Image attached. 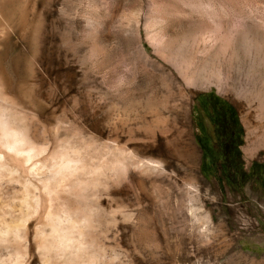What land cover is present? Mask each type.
Returning a JSON list of instances; mask_svg holds the SVG:
<instances>
[{
  "label": "rangeland",
  "instance_id": "obj_1",
  "mask_svg": "<svg viewBox=\"0 0 264 264\" xmlns=\"http://www.w3.org/2000/svg\"><path fill=\"white\" fill-rule=\"evenodd\" d=\"M261 98L264 0H0V113L30 138L0 146V264H68L41 245L67 200L78 264H264Z\"/></svg>",
  "mask_w": 264,
  "mask_h": 264
},
{
  "label": "bare ground",
  "instance_id": "obj_2",
  "mask_svg": "<svg viewBox=\"0 0 264 264\" xmlns=\"http://www.w3.org/2000/svg\"><path fill=\"white\" fill-rule=\"evenodd\" d=\"M254 37V36H253ZM247 39V38H246ZM250 41V40H249ZM262 44V43H261ZM263 46V45H262ZM261 46V47H262ZM261 103L262 106L264 108V98H261ZM2 112V111H1ZM3 113V112H2ZM0 113V146L2 147V145L8 146L11 149L15 148L14 150L18 149L20 151L21 145L24 146V144H27L29 141V136L27 133V130L24 129V127H19V125H16L15 123H13L9 118H7L4 113L2 114ZM14 118V117H13ZM15 122V120H14ZM29 132V131H28ZM33 146V145H32ZM5 148V147H3ZM27 148V147H26ZM7 150V149H6ZM24 151V148L21 149V151ZM8 151V150H7ZM17 151V150H16ZM22 151V152H23ZM36 151V149H35ZM18 154V152H16ZM21 153V152H20ZM19 153V154H20ZM31 154V153H30ZM30 156V155H29ZM23 158V157H22ZM26 158V157H25ZM6 159L7 163L10 164L11 166L17 167L18 165L22 166V162H20L21 160L17 159V160H13L9 157L4 158ZM16 159V158H15ZM16 161V162H15ZM25 161V160H24ZM31 161V160H30ZM4 163V161H2ZM108 162V161H107ZM21 163V164H20ZM6 165V164H5ZM63 165V168H67V167H74L76 170H78V166H72V161L71 159H64L61 161L60 166ZM7 166V165H6ZM18 166V167H19ZM57 166V165H56ZM55 167V165H54ZM58 167V166H57ZM53 168V167H52ZM60 168V167H59ZM8 169V168H7ZM19 169V168H18ZM54 169V168H53ZM56 169V168H55ZM61 169V170H60ZM59 171L60 173L62 172V168H60ZM16 170V169H15ZM42 170V169H41ZM52 171V170H51ZM57 171V170H55ZM56 172V173H59ZM66 171V170H65ZM68 171H70V169H68ZM16 172V171H14ZM71 172V171H70ZM67 173V171H66ZM35 175V174H34ZM59 175V174H58ZM68 176V175H67ZM9 178V177H8ZM53 182V181H52ZM80 185L83 186L85 184V181L83 179L79 180ZM78 183V182H77ZM51 185V184H50ZM84 188V187H83ZM69 190V188H68ZM67 190V191H68ZM81 190V189H80ZM79 190V191H80ZM83 190V189H82ZM74 194V193H73ZM67 200V199H66ZM86 206L83 207L81 204H76L74 202H71L70 200H67V202H65V205H63V207H61L57 212H56V220L57 222L54 224L53 229H52V234L50 235L49 240H45V242H43L41 245L43 247V249H45L46 253L49 254V252H52L51 255H53V252L56 254H61L68 250H72L73 255L75 254V256L70 257L69 259V263L72 264V262H75V264L77 262V259H79V253L81 252L82 246L80 244L79 241L75 240V236L73 235V231L75 230V224L81 220V221H85L87 219V214H86ZM54 213V212H53ZM52 213V214H53ZM71 223L69 225H67L68 223ZM79 223V222H78ZM83 225V224H82ZM7 227V226H6ZM77 227V226H76ZM8 228V227H7ZM4 230V229H3ZM10 229H8L7 231H2L0 230V232L2 231V233H7L9 232ZM16 233V232H15ZM2 234V235H3ZM14 234V233H13ZM83 242V241H82ZM84 244V243H83ZM82 244V245H83ZM66 254H69L68 252H66ZM19 256V255H18ZM48 256V255H47ZM60 256V255H59ZM23 260V259H22ZM7 261V260H6ZM4 261L3 264H23V261H21L19 258H17L16 260L14 259L11 260L9 259L7 262ZM82 261V260H81ZM86 262V260H85ZM83 264H86V263ZM48 263V262H47ZM68 263V264H69ZM88 263V262H87ZM53 264V263H51ZM56 264V263H54ZM74 264V263H73Z\"/></svg>",
  "mask_w": 264,
  "mask_h": 264
},
{
  "label": "trees",
  "instance_id": "obj_3",
  "mask_svg": "<svg viewBox=\"0 0 264 264\" xmlns=\"http://www.w3.org/2000/svg\"><path fill=\"white\" fill-rule=\"evenodd\" d=\"M208 98L212 102V108H213L212 120L216 124L220 150L222 151V154L226 152L227 155H230L238 149L241 143L240 140H238L239 134L237 133L240 132L238 130H241L238 112L233 105H231L227 101L220 99L217 96H214L213 94H209ZM227 120L230 122L229 124L231 125L233 130V134L230 138V141H227V136H226L228 132ZM201 138L202 137H200V143L204 150V157L207 158L210 154V148L208 147L206 142H204ZM226 143H227V147L225 148Z\"/></svg>",
  "mask_w": 264,
  "mask_h": 264
}]
</instances>
